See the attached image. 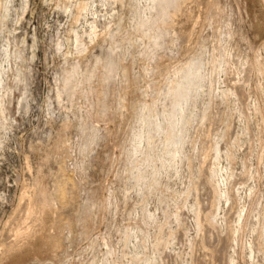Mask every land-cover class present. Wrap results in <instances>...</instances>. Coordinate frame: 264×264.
Instances as JSON below:
<instances>
[{"label":"rangeland","instance_id":"rangeland-1","mask_svg":"<svg viewBox=\"0 0 264 264\" xmlns=\"http://www.w3.org/2000/svg\"><path fill=\"white\" fill-rule=\"evenodd\" d=\"M0 264H264V0H0Z\"/></svg>","mask_w":264,"mask_h":264},{"label":"bare ground","instance_id":"bare-ground-1","mask_svg":"<svg viewBox=\"0 0 264 264\" xmlns=\"http://www.w3.org/2000/svg\"><path fill=\"white\" fill-rule=\"evenodd\" d=\"M160 1H162V2H167L168 0H160ZM112 68H113V66H112ZM173 138H175L174 136H173ZM173 138H172V140H173ZM38 203V202H37ZM33 207V210H36V208H34V206H32ZM40 207V206H39ZM31 208V207H30ZM32 209V208H31ZM32 211V210H31ZM30 212V211H29ZM34 213V212H33ZM207 213V212H206ZM28 217H29V215H28ZM31 217V216H30ZM34 222V221H33ZM21 232V231H20ZM22 234H24V233H22ZM21 235V234H20ZM211 263V262H210Z\"/></svg>","mask_w":264,"mask_h":264}]
</instances>
